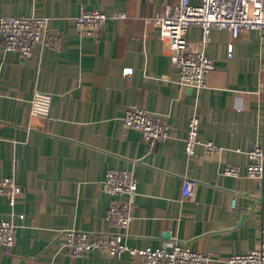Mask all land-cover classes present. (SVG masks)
I'll return each instance as SVG.
<instances>
[{"label":"crops","instance_id":"1","mask_svg":"<svg viewBox=\"0 0 264 264\" xmlns=\"http://www.w3.org/2000/svg\"><path fill=\"white\" fill-rule=\"evenodd\" d=\"M164 1L0 0V17L45 14L50 32L62 37L58 46L40 44L30 58L6 51L0 37V179L13 176L22 188L15 216L0 193V218L18 225L10 252L0 247V264H139L127 253L71 256L62 249L65 230L116 231L106 213L124 197L103 190L109 167L128 169L139 182L126 233L132 246L175 240L224 260L264 239V186L244 175L248 152L264 145V32L234 38L229 29L213 28L205 48L215 60L208 86H184L169 41L146 21ZM88 9L108 15L95 33L76 24ZM201 35L199 26L190 28L192 49L203 48ZM37 90L53 93L49 115L31 113ZM131 105L166 114L171 136L149 146L138 130L125 128L122 116ZM194 114L202 140L220 146L218 154L204 156L199 144L188 155ZM227 164L242 175L224 174ZM187 179L194 181L192 199L183 198Z\"/></svg>","mask_w":264,"mask_h":264},{"label":"built area","instance_id":"2","mask_svg":"<svg viewBox=\"0 0 264 264\" xmlns=\"http://www.w3.org/2000/svg\"><path fill=\"white\" fill-rule=\"evenodd\" d=\"M125 17L126 13L120 14ZM108 15L100 9L84 10L76 17L79 29L87 33L99 31ZM148 25L161 31V38L170 43V54L180 68L179 83L192 88L208 86V74L215 68V60L206 51L213 28L229 29L237 38L244 30L260 29L264 32V0H165L162 9L146 19ZM50 16L45 14L5 15L0 17V37L6 51H18L24 57H32L40 44L60 45L62 37L49 30ZM192 26L202 30L203 48L194 50L189 44V31ZM264 46V43H263ZM229 55L235 50L234 41L228 44ZM133 68H126L132 73ZM53 93L37 90L32 99L31 113L49 115ZM125 128H133L149 146L155 145L171 136V127L166 114L143 106L131 105L122 116ZM201 118L194 114L188 121L186 150L189 156L196 155V147L203 144L204 156L218 154L221 147L213 141L202 140L200 136ZM250 162L245 176L259 180L264 186V145L255 144L248 152ZM240 167L227 164L222 172L241 176ZM138 179L128 169L109 167L103 180V190L114 199L106 213V218L115 226V232L93 234L75 229L67 230L62 249L71 256L102 252L110 256L129 254L139 258V264H264V239L260 245L247 253H233L224 260L214 250L198 251L179 241L165 243L159 247L151 245L132 246L127 240V229L133 219V209L139 194ZM22 191L13 176L0 179V193L7 196L11 213L15 216L16 199ZM194 196V181L184 182L183 198ZM235 200L232 201L234 206ZM264 204V198H263ZM264 210V206H263ZM21 218L24 214H19ZM18 225L8 218H0V247L9 253L16 242ZM264 231V225H263ZM67 235V236H66Z\"/></svg>","mask_w":264,"mask_h":264},{"label":"rangeland","instance_id":"3","mask_svg":"<svg viewBox=\"0 0 264 264\" xmlns=\"http://www.w3.org/2000/svg\"><path fill=\"white\" fill-rule=\"evenodd\" d=\"M68 230H69V229H68ZM66 232H67V230H65L64 233H63V234H64V238H65V234H66ZM66 236H67V235H66Z\"/></svg>","mask_w":264,"mask_h":264}]
</instances>
